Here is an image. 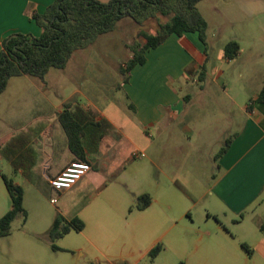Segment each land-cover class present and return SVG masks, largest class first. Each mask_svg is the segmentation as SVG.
Returning a JSON list of instances; mask_svg holds the SVG:
<instances>
[{"label":"crops","instance_id":"obj_1","mask_svg":"<svg viewBox=\"0 0 264 264\" xmlns=\"http://www.w3.org/2000/svg\"><path fill=\"white\" fill-rule=\"evenodd\" d=\"M54 1L0 0V51L3 40L11 34L39 37L42 30L31 20V14H44ZM228 2L231 4L226 8L229 15L235 12L247 14L262 24L263 0ZM122 22L125 28L136 24L128 19L119 24ZM226 44L218 58L222 63L230 64L234 59H225ZM207 52L208 48L197 34H186L181 38L171 35L158 48L147 52L146 63L136 66L129 76V82L124 85L135 112L133 122L154 129L158 136L163 140L167 138V141L175 138L170 130L171 125L183 122L176 144L164 148H144L146 155L139 151L131 135L114 121L102 114L95 116L96 120L104 118L109 121L113 131L104 137L97 153L87 156L91 171L71 189L58 195L56 213L39 211L41 224L34 231L24 229L25 234H34L35 241L49 245L46 234L58 213L68 221L77 218L84 223L83 231H72L66 235L74 236L58 246L61 251L47 253L42 263L157 264L169 246L173 247V257L166 264H264V103H256L257 92L262 90L264 81L259 82L251 93L250 82H247L249 67H242L244 70L236 75L237 80H232V83L221 81L225 71L216 65H208ZM241 54L240 48L235 60L240 59ZM131 56L129 50V58ZM203 67L206 77L202 81L200 72ZM177 83L182 85L179 88L181 91L184 88L189 93L183 96V91L175 87ZM33 86L39 94L44 92L37 84ZM219 91L224 97H220ZM251 94L253 99H250ZM249 100L252 103L247 104ZM68 103L79 105L76 101ZM63 105L55 104L46 96L21 98L18 107L9 112L6 110L5 117L0 118V148L22 132H32L27 147L34 150L36 157L32 182L23 176L21 170L16 173L22 177L24 185L14 182L24 189V204L27 186L36 189L38 194H34V197L38 204L44 203L45 197L52 199L55 193L50 185L51 180L70 163L79 161L71 153L58 120ZM208 110H212V113L203 127L191 120L199 117L198 111L204 113ZM16 122L19 127L14 129L12 125L15 126ZM189 136L199 137L197 148H193L191 138L189 145L182 143V137ZM228 138L232 139L228 151L215 160ZM42 139L46 144L41 143ZM169 151L187 154V159L178 161V165L187 163L191 168L196 166L200 170L201 164L206 162L217 169L213 181L201 196L186 193L196 205L201 202L205 205L202 224L199 223L198 227L191 226L195 219L186 202L180 200L179 207H171L169 189L164 188L160 180L156 196L149 192L130 193L134 201L142 194L152 197L151 206L144 211L133 210L129 213L130 199L116 192V188L128 186L122 180H127L129 172L134 174V160L139 159L136 153L143 154L148 162L164 173V167L157 163L160 159L158 155ZM2 161L9 165L0 154V165ZM1 172L9 177L3 170ZM198 180L202 178L199 176ZM12 204L6 183L0 177V219L11 210ZM125 215L130 218L124 219ZM186 219L193 224L176 230L179 223ZM170 233H174V236L167 241ZM162 243L165 244L162 245V252L151 261L149 252ZM7 244V249L20 252V242ZM243 244L250 253L242 247ZM59 253H66L71 258L59 256Z\"/></svg>","mask_w":264,"mask_h":264},{"label":"rangeland","instance_id":"obj_2","mask_svg":"<svg viewBox=\"0 0 264 264\" xmlns=\"http://www.w3.org/2000/svg\"><path fill=\"white\" fill-rule=\"evenodd\" d=\"M99 1L108 2L109 0ZM229 5L231 4L228 0H204L198 4L199 11L209 23L207 32L208 65H216L223 68L225 75L221 81L227 83L237 80L236 75L241 70H244L242 67H249V75L247 73L249 80L247 82H250V92L252 93V90L257 87L259 82L264 81V14L262 16V24H260L256 18L247 14L235 12L234 15H229L226 12V8ZM167 20L168 18L164 17L149 20L142 28L136 24H133L130 28H125L123 22L118 24L113 32L100 36L92 45L75 52L65 69L50 70L46 76L45 83H41L39 79L27 76L11 79L7 90L0 97V118L2 119V116L5 117L6 110L9 112L14 107H18L21 98L46 96L51 98L55 104H66L76 101L81 107H86L87 111L94 117L100 114L107 116L129 133L137 148H140L139 151L146 155L144 148H164L176 144L177 134L183 122L178 121L174 123V126L171 125L170 130L175 134V138L167 141V138L163 140L161 136H158L157 131L154 129L144 128L132 121L135 112L130 108L131 102L124 89V85L129 80L125 83L124 76L120 71L121 66L129 60V46L135 43H145V40L140 36V31L143 30L148 34H154L159 29V24L165 23ZM231 40H236L240 44L241 57L240 59H234L230 64L222 63L218 55L223 53V45ZM33 82L43 88L44 92L42 94L36 92L37 88L33 86ZM175 85L177 89L182 87L180 83ZM180 89L179 91H181ZM182 91L183 96L189 93L188 89L183 88ZM233 91H230V93L232 94ZM260 92L261 90L259 89L257 95ZM219 93L220 97H224L221 91ZM250 96V99H253L252 94ZM250 102L252 103V100H249L247 104ZM210 113H212V110L204 113L198 111L199 117L191 120L195 121L194 123L199 125V127H203V124L209 121ZM15 116L17 117V115ZM12 127L16 129L19 124L16 122L15 126L12 125ZM192 127H194L193 124ZM189 138L193 141V148H197L200 143V139L197 136L182 137V143L186 146L189 145ZM41 143L46 144L43 139ZM158 157L160 159L157 160V163L160 167H164V173L148 162L145 156L139 157V159L134 160L135 164L132 167L134 174L129 172L128 174L130 175L129 177L127 175V180L124 178L122 180L128 186L116 188V192H120L130 199L131 206L127 207L130 213L131 208L136 205V200H132L130 193L149 192L156 196L157 184L160 180L161 185L169 189V200L172 208L179 207L180 200H182L183 203L186 202V207L192 209L191 213L194 216L195 223L191 226L196 227L201 223L204 216L205 205L203 202L196 205L194 200L190 199L187 194L191 193L197 197L201 196L213 181L214 176L217 174V169L212 168L211 163L206 162L202 163L203 168L201 164L200 170L196 166L194 167L195 169L191 168L187 163L178 165V161L181 162L183 159H187V154H179L174 151H169L163 155L159 154ZM0 169L14 182L20 185L23 183L22 177L5 161H2ZM199 176L202 178L201 181L198 180ZM34 194L36 196L38 194L36 189H31L27 186V199L24 204L25 209L28 211L27 221L24 222L22 218H17L12 224L11 236L0 238V264H44L42 262L46 259V254H52L51 244L35 241L32 232L29 234L24 233V229L30 228L31 231H34L33 229H36L41 224L42 220L38 213L39 211L56 213L55 205L51 204L49 199L45 197V202L38 204ZM127 218L130 217L125 215L124 219ZM179 224L176 229L178 231L182 226L193 223H191L190 219H186ZM70 236L64 237V240L56 241L55 245L57 247L60 246L66 240H70L72 238ZM172 236H174V233L168 234L166 240L169 241ZM15 242L21 243L20 252L15 249H7V243L12 244ZM162 245L164 246L165 244L162 243ZM172 249L173 247L168 246V251L164 253L163 259H160L157 264L169 263V260L173 257ZM59 254V256L71 258L66 253ZM17 255H19L18 262Z\"/></svg>","mask_w":264,"mask_h":264},{"label":"trees","instance_id":"obj_3","mask_svg":"<svg viewBox=\"0 0 264 264\" xmlns=\"http://www.w3.org/2000/svg\"><path fill=\"white\" fill-rule=\"evenodd\" d=\"M202 1L204 0H55L44 14H31V20L42 30L39 37L15 33L3 40L0 51V97L13 78L27 76L45 83L50 70L65 69L75 52L92 45L100 36L113 32L124 19H131L142 28L149 20L168 18L167 22L159 24L155 34L140 31V36L145 40L144 44L135 43L129 46L132 56L120 68L125 83L136 66L146 63L147 52L158 48L171 35L181 38L186 34H197L207 47L209 24L198 9V4ZM239 50L236 41L228 42L224 47L225 59H235ZM200 76L202 81L206 77L204 67ZM256 103H264V86ZM251 105L248 106L249 109ZM130 108L133 109V106L130 105ZM58 120L66 134L71 153L76 159L86 163L89 162L87 156L97 153L104 137L113 131L109 121L104 118L96 120L89 111L71 103L63 105ZM30 133L32 132H22L12 138L0 148V154L15 172L21 170L23 176L32 182L36 157L34 150L27 148L30 144ZM231 143L232 139L226 140L215 160L228 151ZM0 177L4 179L13 202L11 210L0 219V238H4L11 235L12 224L17 218L27 221L28 211L24 207V189L1 170ZM152 202L149 194H142L136 198V205L131 211H144ZM83 230L84 223L80 219L68 221L58 213L46 237L53 251H61L55 245L56 241L72 231ZM242 247L250 253L245 244ZM162 250V244L155 246L149 252L151 261Z\"/></svg>","mask_w":264,"mask_h":264},{"label":"built area","instance_id":"obj_4","mask_svg":"<svg viewBox=\"0 0 264 264\" xmlns=\"http://www.w3.org/2000/svg\"><path fill=\"white\" fill-rule=\"evenodd\" d=\"M136 157H144V155L136 153ZM90 171L91 166L86 162L76 161L70 163L58 176L51 180L50 185L55 196L50 199V203L56 205L58 203V195L71 189Z\"/></svg>","mask_w":264,"mask_h":264}]
</instances>
